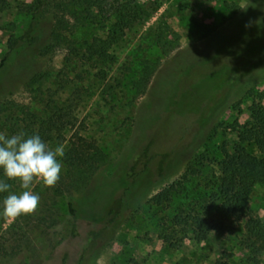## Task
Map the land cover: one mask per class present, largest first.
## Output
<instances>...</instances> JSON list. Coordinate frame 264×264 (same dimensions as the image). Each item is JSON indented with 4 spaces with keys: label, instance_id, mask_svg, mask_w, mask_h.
I'll list each match as a JSON object with an SVG mask.
<instances>
[{
    "label": "rangeland",
    "instance_id": "obj_1",
    "mask_svg": "<svg viewBox=\"0 0 264 264\" xmlns=\"http://www.w3.org/2000/svg\"><path fill=\"white\" fill-rule=\"evenodd\" d=\"M31 1L0 3V59L7 42L26 28L25 10ZM166 8L178 46L165 57L155 49L143 53L158 64L144 92L136 96L124 79L134 77L136 60L124 65L129 70L125 77L119 66L140 42V31L125 35L115 50L117 63L112 70L119 69L120 74L97 75V68L85 71L87 65L76 67L73 59L64 62V51L47 49L49 18L36 22L30 41L8 55L0 69V102L33 100L36 93L26 89L33 75L43 77L37 86L39 98L31 101H36L34 107L41 105L40 99L63 102L78 88L81 102L75 110L76 123L65 138L75 130L99 148L103 159L85 186L72 195L74 219L66 213V199H55L52 209L58 227L44 229V233L27 231L28 246L20 242L14 254L5 229L16 218L0 223V240H6L0 264H53L63 254L65 264H76L87 232L102 226L104 208L121 196V182L129 167L134 165L139 171L141 163L151 157L146 172L137 176L123 196L117 221L81 264H264V249L253 256L240 245L242 223L221 238L210 234L197 243L167 221L182 204L199 199L203 179L216 174L221 148L228 150L235 141L231 126L246 120L247 106L257 100V94L264 96V0H166L144 27ZM90 35L89 27L77 28L70 38L81 42ZM91 75L96 78L90 80ZM245 149L257 154L250 145ZM160 154H166V161L158 172ZM14 182L19 194L22 189ZM171 184L179 188L170 205H152V196ZM32 191L40 203L29 218L42 215L39 210L44 203L51 204L42 182ZM248 209L252 219L264 220V181L251 188ZM72 220L76 236L66 237L64 229ZM23 221L17 218L20 225Z\"/></svg>",
    "mask_w": 264,
    "mask_h": 264
},
{
    "label": "trees",
    "instance_id": "obj_2",
    "mask_svg": "<svg viewBox=\"0 0 264 264\" xmlns=\"http://www.w3.org/2000/svg\"><path fill=\"white\" fill-rule=\"evenodd\" d=\"M163 3L166 0H32L25 10L28 18L26 28L7 42L6 51L0 59V69L11 52L30 41L35 23L45 18L50 20L47 49L64 51V62L73 59L76 67L87 65L88 69L85 68V71L97 68V75L106 76L111 72L120 74L119 69L112 70L117 63L115 50L123 42L125 35L140 31L142 41L122 57L119 68H124L125 77L129 70L124 65L130 59L136 60L138 69L132 70L134 77L124 79L135 96L142 94L158 64L157 59L150 60L143 53L155 49L161 57H165L178 46V36L167 23V8L149 26L144 27ZM84 27L91 30L88 40L76 42L70 38L75 29ZM78 74L81 77V71ZM42 78L33 75L26 83L28 93H36L33 100L39 98L37 86ZM94 78L96 76H90V80ZM256 96L257 100H251L247 106L246 120L242 124L231 126L235 141L228 150L221 148V156L215 163L216 174L203 179L199 199L182 204V208L176 209L167 217L169 227L179 229L183 236L197 243L203 242L210 234L221 238L242 223L240 245L253 256H257L264 249V220L252 219L248 209L251 188L264 181V156H261L264 154V96ZM31 101L26 104L0 102V132L8 136L24 133L25 138L39 135L51 148L62 144L65 155L60 159L62 171L58 183L54 187H47L51 204L42 205L39 210L42 215L30 218L27 215L19 216L24 219L23 225L16 218V222L5 229L13 244L12 254L17 252L20 242L28 246L27 231V234L33 231L44 233V229L48 232L58 227L57 214L52 209L55 199L65 198L66 213L71 219L75 218L76 209L72 195L85 186L103 159L99 148L75 130L65 138V134L71 132L76 123L75 110L81 102L78 88L75 87L63 102L40 99L37 101L41 105L34 107L36 101ZM249 145L257 154L246 151L245 147ZM142 156L145 158V151ZM151 158L141 163L139 171L135 170L134 165L129 167L126 173L129 181L124 178L121 182V196L112 199L104 208L100 219L102 226L87 232L86 245L76 264H81L85 255L86 258L90 257L98 248V241L114 225L124 207L123 196L128 187L135 182L137 176L146 172L148 160ZM165 161L166 154H160L156 161L158 172L162 170ZM0 180L12 186L9 192L0 193V223H3V200L10 193L16 194V189L15 182L7 180L2 170ZM36 185L34 183L32 189ZM178 188L179 184L169 185L153 195L150 203L155 207L169 206L178 195ZM64 232L66 237L76 236L73 220L69 221ZM4 242L6 240H0V258L6 254ZM65 258L63 254L52 263L65 264Z\"/></svg>",
    "mask_w": 264,
    "mask_h": 264
},
{
    "label": "clouds",
    "instance_id": "obj_3",
    "mask_svg": "<svg viewBox=\"0 0 264 264\" xmlns=\"http://www.w3.org/2000/svg\"><path fill=\"white\" fill-rule=\"evenodd\" d=\"M65 155L61 144L51 148L39 135L25 138L24 133L8 136L0 132V170L9 181L19 182L22 191L10 193L3 200V216L18 218L33 214L40 197L32 191L34 183L54 187L62 171L60 159ZM11 185L0 180V193L9 192Z\"/></svg>",
    "mask_w": 264,
    "mask_h": 264
}]
</instances>
